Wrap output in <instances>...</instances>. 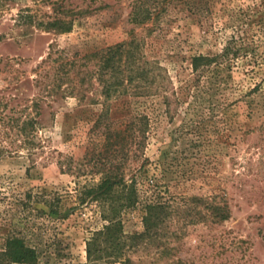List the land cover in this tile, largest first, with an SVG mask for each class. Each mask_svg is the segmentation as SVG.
<instances>
[{
	"label": "rangeland",
	"instance_id": "obj_1",
	"mask_svg": "<svg viewBox=\"0 0 264 264\" xmlns=\"http://www.w3.org/2000/svg\"><path fill=\"white\" fill-rule=\"evenodd\" d=\"M100 2L111 8L78 18L71 32L54 35L37 23L57 17L69 21L67 11L74 6L80 9L87 0H0V36L5 37L0 40V58L25 60L24 69L30 72L46 56L52 42L60 49L76 52L122 41L131 28L126 23V0ZM221 3L215 5L207 21L197 22L186 14H177L163 22L161 18L152 33L141 27L135 29L145 40L146 57L166 70L169 88L181 102L172 119L165 113L162 95L125 96L113 104L111 112L115 117L123 112L149 119L145 147L137 162H128L130 168L142 163L145 167L152 164L153 168L161 162L164 172L158 179L165 198L180 205H195L194 213L200 211L202 215L209 213L204 209L207 203L225 204L230 218L214 223L211 217L196 221L194 215V222H190L183 207L178 221H174L181 229L180 238H168L175 250L162 256V245L153 242L132 255L135 264H264V44L250 65L244 66L246 60H239L230 70L210 79L216 84L209 91L207 87L191 85L190 58L218 53L231 33L228 25L233 19L251 15L262 7L259 0ZM26 11L36 17L35 23L16 26L17 15ZM3 77L0 74V95H34L30 81L9 86ZM255 85L259 88L252 91ZM78 110L82 109L72 98L49 108L43 105V154L31 159L25 152H0V249L14 225L24 229L30 245L39 247L37 264L85 262V241L103 222L94 206H77L75 189L78 184L97 182L98 176L77 179L74 174L61 172L58 166V153L72 156L74 162L85 154V144L78 135L88 112ZM130 175L127 172L126 177ZM26 193H56L61 198L59 211L64 219H34L29 214L25 217L11 202ZM192 197L202 198V204L191 203ZM141 216L140 209L124 214L125 234L142 231Z\"/></svg>",
	"mask_w": 264,
	"mask_h": 264
},
{
	"label": "trees",
	"instance_id": "obj_2",
	"mask_svg": "<svg viewBox=\"0 0 264 264\" xmlns=\"http://www.w3.org/2000/svg\"><path fill=\"white\" fill-rule=\"evenodd\" d=\"M221 1L227 3L231 0H126V23L131 28L120 42L95 45L76 52L60 49L52 42L46 56L30 72L24 69L25 60L0 58V74L4 75L3 80L9 86L30 81L35 90L29 98L0 95V152L8 155L25 152L31 159L43 154L45 138L41 131L44 126L40 120L43 105L49 108L58 101L72 98L76 107L82 109L78 111L88 112L78 135L85 144L82 160L74 162L72 156L58 153V166L61 172L74 174L77 179L98 176L97 182L78 184L76 204L78 207L94 206L103 225L85 241V262L73 264H135L132 255L146 250L153 242L162 245V256L169 255L175 247H170L168 238H180L181 229L174 225V221H178L183 207L188 212L186 215L191 217L190 222L196 217V221L211 217L214 223L230 218L225 204L207 203L204 209L209 213L202 215L200 211L194 213L195 205L192 207L185 202L180 205L165 198L158 179L164 172L161 162L155 163L153 168L152 164L145 167L143 163L130 168L128 162H137L145 147L150 133L149 119L142 114L123 112L115 117L111 112L113 104L125 96L162 95L169 118L178 113L177 105L181 102L175 91L169 88L171 82L166 70L158 62L148 60L144 53L145 40L135 29L141 27L152 33L161 18L163 22L177 14H186L197 22L207 21L215 5ZM259 1L260 10L236 17L228 25L231 33L218 53L190 58L192 87H207L209 91L216 84L209 80L223 70H230L242 59L246 60L244 66L256 61L257 49L264 44V0ZM98 2L87 0L80 9L75 6L69 9V21L57 17L40 21L37 25L54 35L69 33L78 18L111 8L108 3ZM35 19L26 11L18 14L14 21L16 26H33ZM2 38L5 39L0 36V40ZM258 88L255 85L252 91ZM124 101L122 104L126 105ZM172 103L176 108L171 109ZM51 114L53 117L54 112ZM127 172L131 174L129 178ZM190 202L202 204L203 200L192 197ZM60 203L61 198L56 193H26L22 198L13 199L11 205L20 208L25 217L29 214L34 219L51 221L52 216L64 219L60 215ZM134 209L142 212L143 229L127 235L122 218ZM23 230L14 225L10 228L0 249V264H37L39 247L28 243ZM167 264H179V261Z\"/></svg>",
	"mask_w": 264,
	"mask_h": 264
}]
</instances>
